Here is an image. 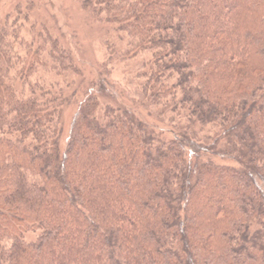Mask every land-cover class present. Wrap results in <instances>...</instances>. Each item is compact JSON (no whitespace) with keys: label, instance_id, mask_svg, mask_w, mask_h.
<instances>
[{"label":"trees","instance_id":"obj_1","mask_svg":"<svg viewBox=\"0 0 264 264\" xmlns=\"http://www.w3.org/2000/svg\"><path fill=\"white\" fill-rule=\"evenodd\" d=\"M80 1L174 136L93 91L62 146L74 58L2 27L0 264H264V0Z\"/></svg>","mask_w":264,"mask_h":264},{"label":"rangeland","instance_id":"obj_2","mask_svg":"<svg viewBox=\"0 0 264 264\" xmlns=\"http://www.w3.org/2000/svg\"><path fill=\"white\" fill-rule=\"evenodd\" d=\"M4 26L15 28L18 37L25 41H38L44 33L58 37L80 70L69 78L74 83L73 90L77 91V96L63 112L62 146L67 140L78 104L84 100L86 92L93 91L102 102L135 111L150 127L161 131L164 138L174 136L175 130L167 120L129 96V66L133 60H117L114 56L109 61V55H115L109 51L122 49L126 42L121 40L117 27L110 22H97L82 7L80 0H0V30ZM13 37L10 39L17 40L16 48L21 50V40ZM45 70L48 69H41L38 76L45 75ZM38 76H33V79Z\"/></svg>","mask_w":264,"mask_h":264}]
</instances>
